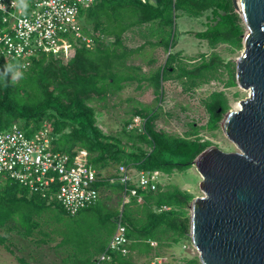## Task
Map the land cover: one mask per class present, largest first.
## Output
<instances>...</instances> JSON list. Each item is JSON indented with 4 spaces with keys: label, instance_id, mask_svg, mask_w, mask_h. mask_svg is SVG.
<instances>
[{
    "label": "rangeland",
    "instance_id": "374dc122",
    "mask_svg": "<svg viewBox=\"0 0 264 264\" xmlns=\"http://www.w3.org/2000/svg\"><path fill=\"white\" fill-rule=\"evenodd\" d=\"M234 12L239 16L235 9ZM217 22L218 17L211 10L193 18L172 8L169 15L129 28L122 36V44L133 54L124 60L119 74L131 79L124 82L118 92L108 93L104 98L91 95L86 100L101 133L118 140L126 152L134 149L135 153H149L151 145L142 141L140 136L148 118H152L155 132L207 142L201 154L211 148L238 153L239 149L225 135L223 126L228 114L238 110L239 101L249 95V91L242 89L236 81L246 27L243 22L240 24L242 39L236 45L211 44L197 37L198 33L213 28ZM100 39L104 43L112 40L104 36ZM87 44L88 49L96 45L92 41ZM77 46V43L72 45L74 49ZM63 58L58 59L65 61ZM203 68L208 72L196 79L190 77L193 71ZM18 78L13 82L16 83ZM216 98L223 104L213 112L211 104ZM46 120L51 127L52 119ZM200 155L190 168L163 174L157 190L164 193L176 189L189 195L184 209L177 211L170 207L162 210L152 201L144 202L143 199L131 202V197L125 200L116 186L104 185L100 187L97 206L76 216L61 215L57 209H44L27 223L25 229L15 215L7 228L0 229V236L5 237L0 245V264H72L74 256H84L75 248L73 241L77 236H85L90 242L88 255L93 259L99 253L96 251L109 241L118 217H125L129 226L138 231L148 223L151 214L171 210L185 220L186 233L163 232L159 228L155 237L160 240L148 241L150 251L140 254L137 249L132 250L129 260L136 264H201L190 238L191 203L194 198L203 196L202 177L196 168ZM136 164L123 158L119 163H108L96 172L101 179H116L120 165L131 170L137 168ZM5 178L0 177V188L4 186L2 180ZM68 236L71 241L65 243Z\"/></svg>",
    "mask_w": 264,
    "mask_h": 264
},
{
    "label": "trees",
    "instance_id": "16d2710c",
    "mask_svg": "<svg viewBox=\"0 0 264 264\" xmlns=\"http://www.w3.org/2000/svg\"><path fill=\"white\" fill-rule=\"evenodd\" d=\"M172 8L193 18L211 10L218 17V22L213 28L197 34L198 38L211 44L220 42L236 45L242 39V22L234 12L231 0H155L154 6L143 4L140 0H99L91 7L79 11L81 32L92 44H96L93 49H88V44L78 40V46L68 61L52 54L41 55L32 60L26 70L19 71L21 75L16 83L13 82L11 72L0 76V131L8 129L13 123H22L20 125L26 135L31 136L48 118L52 119L53 149L68 154L75 149H84L88 153V164L95 171L108 163H119L123 158L127 162H136L137 171L158 170L162 174H168L173 170L190 168L207 147V142L173 138L155 132L151 124L152 118H148L140 139L151 145V151L135 153L132 149L126 152L118 140L101 133L91 109L86 105L88 96L104 98L108 93L122 90V84L131 79L119 74L124 60L133 54V51L123 46V34L133 26L169 15ZM103 36L112 40L101 42L100 38ZM7 65L9 64L0 61V74L4 73ZM10 65L14 72L19 66ZM205 71L204 68L197 69L190 77L196 79L204 75ZM222 104L223 101L216 98L212 101L211 109L214 112ZM2 181L4 186L0 188V229L7 228L15 215L25 229L27 223L44 209H57L61 215H65L59 206H53L39 195H29L17 182L9 178ZM104 185L116 186L119 193L124 194L125 187L117 181L109 183L108 178H98L96 188L99 190ZM55 187L56 185L53 186L54 189ZM157 190L143 192L138 189L136 193L144 202L152 201L159 208L172 207L177 211L184 209L190 199L189 195L176 189L164 193H158ZM131 199V202L136 201L135 197ZM121 218L130 241V252L137 249L140 254L150 251L148 241L160 240L155 237L159 228L163 232L170 230L181 234L187 231L185 220L172 210L151 214L148 223L138 231L129 226L125 217ZM69 238L66 237L65 243L71 241ZM4 241L5 237L0 236V245ZM73 242L78 253L84 256H74L72 264H95L96 257L105 249V246L98 249V255L92 259L88 255L91 245L85 240V236H77V240ZM129 258L130 256L115 255L114 264H136Z\"/></svg>",
    "mask_w": 264,
    "mask_h": 264
},
{
    "label": "built area",
    "instance_id": "2783aa9c",
    "mask_svg": "<svg viewBox=\"0 0 264 264\" xmlns=\"http://www.w3.org/2000/svg\"><path fill=\"white\" fill-rule=\"evenodd\" d=\"M97 1L22 0L26 8L21 9L13 0H0L3 5L0 8V61L19 64L15 72L26 70L30 62L41 55L52 54L68 61L74 54L73 44L78 40L90 42L81 32L79 11ZM140 1L155 5V0ZM53 140L52 129L45 122L31 136L26 135L19 123L0 131V177L17 182L29 195H39L73 217L96 205L99 190L95 184L99 177L88 164L87 151L75 149L71 154L55 151ZM117 173V178H110L109 183L117 181L125 187L124 199L135 197L137 202L141 197L136 191L155 192L163 175L158 170L137 171L122 165ZM162 210L167 207L163 206ZM129 244L120 216L95 264H114L115 255L129 256Z\"/></svg>",
    "mask_w": 264,
    "mask_h": 264
},
{
    "label": "water",
    "instance_id": "95a60500",
    "mask_svg": "<svg viewBox=\"0 0 264 264\" xmlns=\"http://www.w3.org/2000/svg\"><path fill=\"white\" fill-rule=\"evenodd\" d=\"M246 27L236 81L249 90L224 132L239 149L211 148L197 166L203 196L192 200L190 238L201 264H264V0H231Z\"/></svg>",
    "mask_w": 264,
    "mask_h": 264
},
{
    "label": "clouds",
    "instance_id": "9594fccd",
    "mask_svg": "<svg viewBox=\"0 0 264 264\" xmlns=\"http://www.w3.org/2000/svg\"><path fill=\"white\" fill-rule=\"evenodd\" d=\"M13 4H14L15 6H19L21 9L26 8V7L24 6V4L22 3V0H13ZM0 8H3V5H0ZM10 72L13 73V79L18 78L19 75H20L19 72H14V71H13V66L9 64V65H7V66L5 67V71H4V73H3V74H0V76H6V75H8V73H10ZM5 86H7V85H5Z\"/></svg>",
    "mask_w": 264,
    "mask_h": 264
},
{
    "label": "crops",
    "instance_id": "0c3cea01",
    "mask_svg": "<svg viewBox=\"0 0 264 264\" xmlns=\"http://www.w3.org/2000/svg\"><path fill=\"white\" fill-rule=\"evenodd\" d=\"M99 200H100V189H99V199H98V201H97V203H96V205H95L94 207H96V206H97V204H98ZM94 207H93V208H94ZM83 211H85V210H83ZM83 211H81V212H83ZM81 212H80V213H81ZM113 232H114V229H113ZM111 235H112V234H111Z\"/></svg>",
    "mask_w": 264,
    "mask_h": 264
},
{
    "label": "bare ground",
    "instance_id": "6f19581e",
    "mask_svg": "<svg viewBox=\"0 0 264 264\" xmlns=\"http://www.w3.org/2000/svg\"><path fill=\"white\" fill-rule=\"evenodd\" d=\"M249 91V90H248Z\"/></svg>",
    "mask_w": 264,
    "mask_h": 264
}]
</instances>
